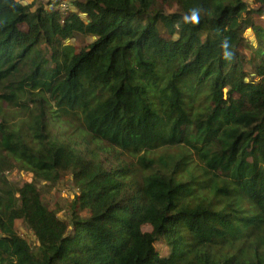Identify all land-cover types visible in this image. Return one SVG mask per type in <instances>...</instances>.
<instances>
[{
    "label": "trees",
    "instance_id": "obj_1",
    "mask_svg": "<svg viewBox=\"0 0 264 264\" xmlns=\"http://www.w3.org/2000/svg\"><path fill=\"white\" fill-rule=\"evenodd\" d=\"M47 1L0 0V264H264V0Z\"/></svg>",
    "mask_w": 264,
    "mask_h": 264
},
{
    "label": "rangeland",
    "instance_id": "obj_2",
    "mask_svg": "<svg viewBox=\"0 0 264 264\" xmlns=\"http://www.w3.org/2000/svg\"><path fill=\"white\" fill-rule=\"evenodd\" d=\"M33 0H26V3H31ZM52 2L50 3L48 8H53L57 6V2L56 0H51ZM63 1V0H61ZM59 1V3L61 2ZM69 5L70 8L72 6L71 2L72 0H66ZM46 2H49L46 0ZM249 2H252V0H249ZM252 4V3H251ZM254 6V5H251ZM176 10V7H170L168 8V12L174 11ZM257 18V19H256ZM256 22H258V24H263L264 26V16L262 17H255ZM249 30V31H248ZM246 32V39L248 41V43L253 44L254 46H256L257 44V38H256V34L253 31V29L250 27ZM166 38H169L170 35L169 34H164L163 35ZM91 38L85 37L82 34H78L73 40H70L67 42V44L72 45L73 49L75 50V52H80V50L82 48L87 47V45L89 44ZM250 53H251V49L247 46L246 48H244V55L249 58L250 57ZM245 67H248L247 64L245 63ZM248 70H250V68H247ZM252 75H254L252 73ZM262 82H257L255 83V88L257 90H261L263 85ZM0 104L4 107V111L9 114V115H16L17 113L20 112V108L19 107H13L8 103H3L2 100H0ZM24 110V109H22ZM22 116L21 112L19 117ZM7 174L9 176H11V179L13 181L15 180H20L23 179L24 181H31L33 179V175L32 173H19L17 170L14 171H10L7 172ZM69 176L66 175L64 178H62L61 180H59V182H57L56 184H54L52 187H50L47 184H39V187L41 188V194L43 196V199L51 206V207H56V206H61L63 209L59 212L60 216H66L67 215V206L68 204L71 202L72 200V196H73V185L72 183H70V181L68 180ZM16 228L18 230V232L21 235H24L31 243H33L35 241V236L33 234V232L28 229L23 227L20 223L16 224ZM158 250L160 251V253L165 254L166 250H167V245L166 244H161L158 248Z\"/></svg>",
    "mask_w": 264,
    "mask_h": 264
},
{
    "label": "built area",
    "instance_id": "obj_3",
    "mask_svg": "<svg viewBox=\"0 0 264 264\" xmlns=\"http://www.w3.org/2000/svg\"><path fill=\"white\" fill-rule=\"evenodd\" d=\"M57 7L63 12V14H67L70 11V5L66 0L61 1Z\"/></svg>",
    "mask_w": 264,
    "mask_h": 264
},
{
    "label": "clouds",
    "instance_id": "obj_4",
    "mask_svg": "<svg viewBox=\"0 0 264 264\" xmlns=\"http://www.w3.org/2000/svg\"><path fill=\"white\" fill-rule=\"evenodd\" d=\"M193 15L194 16L196 15L195 12H193ZM186 19H187V17H186ZM226 44H227V41H224V46H226ZM225 55H228V53H225Z\"/></svg>",
    "mask_w": 264,
    "mask_h": 264
},
{
    "label": "water",
    "instance_id": "obj_5",
    "mask_svg": "<svg viewBox=\"0 0 264 264\" xmlns=\"http://www.w3.org/2000/svg\"><path fill=\"white\" fill-rule=\"evenodd\" d=\"M26 3V2H25ZM249 31V30H248Z\"/></svg>",
    "mask_w": 264,
    "mask_h": 264
}]
</instances>
